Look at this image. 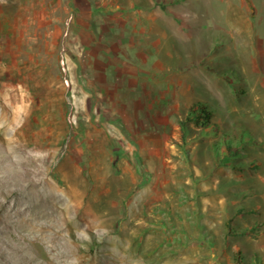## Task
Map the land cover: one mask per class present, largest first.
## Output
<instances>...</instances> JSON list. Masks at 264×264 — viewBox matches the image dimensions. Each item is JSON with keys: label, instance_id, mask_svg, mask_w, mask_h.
<instances>
[{"label": "rangeland", "instance_id": "rangeland-1", "mask_svg": "<svg viewBox=\"0 0 264 264\" xmlns=\"http://www.w3.org/2000/svg\"><path fill=\"white\" fill-rule=\"evenodd\" d=\"M0 10V105L53 187L145 264L156 242L158 263L264 264V0ZM110 236L82 244L99 256Z\"/></svg>", "mask_w": 264, "mask_h": 264}, {"label": "bare ground", "instance_id": "bare-ground-1", "mask_svg": "<svg viewBox=\"0 0 264 264\" xmlns=\"http://www.w3.org/2000/svg\"><path fill=\"white\" fill-rule=\"evenodd\" d=\"M0 106V130L5 131L0 134V264H145L126 244L125 231L117 240L112 231L101 232L108 224L83 214L74 190L52 186L49 156L34 155L27 140L20 143L9 135L16 117ZM105 235L110 238L99 256L82 244ZM161 247L160 242L147 246V264H165L154 260L170 251Z\"/></svg>", "mask_w": 264, "mask_h": 264}, {"label": "trees", "instance_id": "trees-1", "mask_svg": "<svg viewBox=\"0 0 264 264\" xmlns=\"http://www.w3.org/2000/svg\"><path fill=\"white\" fill-rule=\"evenodd\" d=\"M191 112L196 116V121H201L204 125H207L212 117V114L201 104L193 105Z\"/></svg>", "mask_w": 264, "mask_h": 264}]
</instances>
